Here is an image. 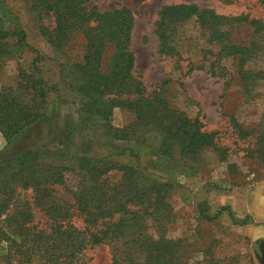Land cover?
<instances>
[{"label":"rangeland","instance_id":"1","mask_svg":"<svg viewBox=\"0 0 264 264\" xmlns=\"http://www.w3.org/2000/svg\"><path fill=\"white\" fill-rule=\"evenodd\" d=\"M2 1L1 27L10 32L23 30L28 48L11 46L12 57L0 61V87H14L22 70L40 78L45 94L40 120L27 142L53 148L49 152L61 160L91 159L101 170L96 181L108 194L128 183V178L135 183L168 185L164 199L173 215L164 230L163 239L168 243L162 246L163 241L151 237L160 242L155 248L163 255L156 258L157 264H264V137L254 145L255 138L264 135V32L248 25L250 20L264 25V0L86 1L85 8L97 12L118 8L130 12L131 76L143 97L156 94L175 112L197 118L202 131L213 135L214 148L199 151L191 160L183 158L178 145L166 141L162 132L136 122L125 107L113 106L106 117L84 120L83 100L75 92L81 80L73 67L81 56L80 37L56 46L48 37L52 18L40 0ZM179 4L194 5L223 18L219 29L225 32L226 43L251 44L242 69L255 75L246 94L236 74L238 55L220 52L222 44L212 40V32L194 18L176 27L177 54L158 53L157 11ZM134 97L132 92H123L114 99L123 105ZM50 161L59 160H43ZM52 188L15 187L4 213L14 219L9 225L15 231L19 225L32 231L47 229L50 221L45 211L57 196L66 195L64 189ZM224 207L235 223L243 219L246 223L233 224L227 211L216 215ZM70 222L75 228L82 227L78 216H72ZM3 245L0 241V264H5ZM115 250L104 244L88 246L82 264H111ZM143 259L137 251L129 262L118 264H150L151 258Z\"/></svg>","mask_w":264,"mask_h":264},{"label":"trees","instance_id":"2","mask_svg":"<svg viewBox=\"0 0 264 264\" xmlns=\"http://www.w3.org/2000/svg\"><path fill=\"white\" fill-rule=\"evenodd\" d=\"M86 1L39 2L44 12L52 18L53 26L48 37L56 46L74 36L81 39L80 60L73 67L81 80L75 92L83 100L84 120L92 116L106 117L113 106H121L133 113L136 122L153 127L152 131L158 134L162 132L166 141L173 140L183 158L191 160L199 151L213 149V135L202 131V123L197 118L188 119L182 113L175 112L156 94L143 97L140 85L131 76L133 57L128 51L132 27L130 12L125 8L97 12L86 9ZM2 8L4 3L0 0ZM156 16L160 55L177 54L176 27L194 18L200 27L212 32V40L222 44L220 52H224L225 56L238 55L236 74L243 83V93H247V86L249 88L251 85L255 73L242 69V65L251 44L238 47L226 43L223 39L225 32L219 29L224 25L223 18L212 11L184 4L162 6ZM248 25L255 26L256 31L260 27L264 32L263 24L250 20ZM15 30H4L0 24V61L12 57L11 46L21 50L28 48L24 31L19 28ZM33 71L36 75L35 66ZM210 71L214 72L212 63ZM123 92H132L135 97L121 105L114 96ZM109 96L113 98L108 99ZM44 98L40 78L22 70L18 71L14 87H0V218L5 216L0 219L3 262L82 264L86 247L104 244L116 247L111 255V264H118L119 261L127 263L131 254L137 251L143 254L144 262L148 257L151 258L150 264H157L156 258L160 259L163 255L158 254L155 248L160 242L151 237L167 242L163 239L164 230L173 216L164 199V190L169 186L155 181L135 183L128 178V183L108 194L96 181L101 170L91 159L70 157L61 160L62 157L49 152L53 148L45 147L40 142L35 145L27 142L40 120L39 110ZM108 128L114 132V128ZM262 137L264 135L259 134L255 138V146ZM51 158L59 161L43 162ZM261 158L264 160L263 155ZM17 186L47 191L57 186L66 191L64 197L57 196L45 211L50 223L44 231H32V228L21 225L16 226L15 231L9 225V221L13 222L14 219L4 213ZM224 211H227L233 224L246 223L245 219L235 223L226 207L220 208L216 215ZM200 212L205 220H210L203 215V211ZM72 216L81 219L80 229L71 224ZM140 264L144 263L140 261Z\"/></svg>","mask_w":264,"mask_h":264}]
</instances>
